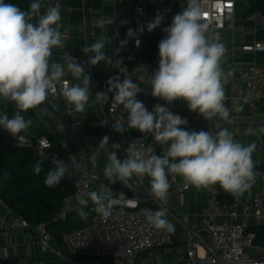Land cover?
Wrapping results in <instances>:
<instances>
[{
  "label": "clouds",
  "instance_id": "1",
  "mask_svg": "<svg viewBox=\"0 0 264 264\" xmlns=\"http://www.w3.org/2000/svg\"><path fill=\"white\" fill-rule=\"evenodd\" d=\"M40 7L39 0H32L28 10L0 0V97L14 102L17 109L11 118L7 114L0 117V127L12 136L32 125V120L21 113L44 103L49 91L66 74L65 65L52 59L53 48L63 47V36L59 30L61 6L48 7L33 23ZM203 15L200 0H187L184 10L175 15L171 25L164 29L166 36L158 44L159 64L151 78V95L167 104L182 99L187 102L189 110L198 112L208 121L214 117L227 121L230 112L225 106V85L233 73L222 67L227 49L220 42L218 33L209 35L210 25L202 21ZM161 20L162 17L157 16L147 25L148 31L159 26ZM127 35L133 37L135 33L129 29ZM126 44L127 39L121 41V47ZM136 44L139 45L138 39ZM104 47V42L97 40L82 49L84 53L91 54L90 65L106 59ZM119 51L118 48L115 53ZM70 60L67 71L76 79L83 76V80L82 84L66 86L63 97L75 112H86L92 95L90 77L74 58L70 57ZM107 85L106 92L95 94L96 100H107L108 93H113L112 102L122 105L128 113L127 127L151 134L155 143L166 146L161 155H156L152 147L146 148L151 155L145 157L144 152L132 143L126 149V158L121 161L117 157L120 145L111 144L113 151L108 153V162L103 169L108 181L115 183L119 180L128 185L134 176L141 179L147 176L151 194L162 203L167 202L169 195V174L181 176L197 190L219 184L224 192L242 196L251 189L255 183L252 159L255 143L243 145L235 141L227 128H221L216 134L185 130L181 126L188 123L187 119L160 104L148 111L145 104L137 99L141 88L128 77L110 76ZM235 110L240 112L243 106ZM113 127L117 132L122 130L118 121ZM108 142L109 137L104 136L99 148L107 151ZM95 159L92 157L93 162ZM52 164L54 167L44 177L47 187L58 186L69 171L61 159L52 158ZM42 171V164L37 162L33 174L39 175ZM111 195L110 189L107 193H90L95 211L103 217L111 214L116 203L109 198ZM80 204L87 206L88 201L81 200ZM77 211L81 218H86L83 207ZM166 214L167 209L161 208L146 219L155 229L174 232L175 227Z\"/></svg>",
  "mask_w": 264,
  "mask_h": 264
},
{
  "label": "built area",
  "instance_id": "2",
  "mask_svg": "<svg viewBox=\"0 0 264 264\" xmlns=\"http://www.w3.org/2000/svg\"><path fill=\"white\" fill-rule=\"evenodd\" d=\"M166 0H117L115 18L118 27L124 32V36L109 39L107 42L113 49L126 51L134 55L143 46L148 33L147 25L154 21L157 16L162 17L161 23L156 29L170 26L176 11L165 6ZM41 5L36 17L42 15V11L48 7L60 5L59 0H39ZM203 17L202 21L210 25L209 35L233 28L236 15V3L234 0H200ZM173 6L185 8L187 0H173ZM172 6V7H173ZM256 33L264 32V13L255 11L248 16ZM132 29L135 36L128 37V30ZM127 39V44L121 47V41ZM139 40L137 46L136 40ZM247 53H264V43H256L252 47L243 49ZM85 69H90L89 58L76 59ZM159 56L150 61H145L135 68H131L127 57L112 56L105 59L106 67L115 72L123 79H132L141 88L137 99L151 97V78L158 69ZM241 83L231 88V93L225 99V105H246L254 108L264 101V68L251 65L239 72ZM69 87V82L61 80L53 90H50L47 99L57 103L65 102V113L72 121L82 120L83 112H75L73 106L68 104L63 97V90ZM106 87L104 86V90ZM113 93L110 96L107 107L102 109L101 118L97 127L104 131L111 139L112 144L117 143L122 150L128 144L135 143L136 147L144 152L145 157L151 155L146 148L152 147L155 154H160V144L148 134L141 133L129 139L127 137V115L122 105L112 102ZM122 125L121 132L114 130V124ZM188 123L198 130L211 126L214 121L206 120L198 112L190 113ZM125 129V130H124ZM54 134L63 137L62 147L67 156L62 158L58 155L48 157L53 146L51 141L42 136L35 141L25 137L21 132L13 136L17 146L25 147L35 152L41 160L52 164V158L63 160L69 171L64 176L75 185V193L63 200L62 207L53 219V224H66L78 214V209L91 214V220L81 228H76L62 235V243L68 253L80 260L71 264H82L81 259L91 260L92 264H147L150 259H144L145 254L171 248L175 240L171 232L155 229L146 219L156 209L166 208L156 198L141 200L128 195L123 189H117L105 183L101 175V165L85 152L73 154L70 151L72 139L67 134L62 122L58 119L52 125ZM264 145L258 147L262 152ZM53 165V164H52ZM54 167V165H53ZM254 171V170H253ZM255 181L262 183L261 189L253 195L250 202L243 200L242 196L230 194L232 203L221 201L219 184L208 187L209 201L203 212L200 229L194 231L182 225L186 232V247L184 253L169 263L149 262L148 264H264V247L256 243V229L264 226V173L254 171ZM136 184V183H135ZM137 185V186H136ZM136 187L147 189L143 185ZM193 185L186 183L175 194L178 204L183 207L186 203V192ZM109 189L115 200L111 214L103 217L95 211V204L90 199V193H107ZM81 200H87V206L81 205ZM150 203V204H148ZM167 209V208H166ZM173 219L174 215L167 210ZM245 219L241 220V219ZM16 231L35 234L40 243L50 249L51 235L47 224L41 223L30 225L23 219L16 224H10L0 220V237L9 236ZM60 255V251L58 252ZM3 261H7L3 259ZM15 264H21L16 262Z\"/></svg>",
  "mask_w": 264,
  "mask_h": 264
},
{
  "label": "crops",
  "instance_id": "3",
  "mask_svg": "<svg viewBox=\"0 0 264 264\" xmlns=\"http://www.w3.org/2000/svg\"><path fill=\"white\" fill-rule=\"evenodd\" d=\"M234 1L236 3V15L233 28L228 27L224 31L216 32L220 36V42L223 43L227 49L226 58L222 62V67L225 71L231 70L233 73L229 78V82L225 85L226 97L230 95L233 85L241 83L239 78V72L241 70L251 65L264 68V53H247L243 50L245 47H252L256 43H264V32L256 33L253 29V24L248 20V16L255 12L257 7L259 8L261 5H264V0ZM59 2L61 6V21L59 22L61 26L59 30L63 36V47L53 48L52 59L55 62H60L65 65L66 74L61 80L69 82V87L75 84H82L83 80V76L76 79L67 71V64L71 62L70 57L81 60L90 58L91 54L84 53L82 49L97 42V40L104 42L105 47L103 51L105 52L106 58L123 56L128 58L131 66L136 65V54L131 55L126 51H119V53L116 54V49H113L107 42L109 39L125 35L124 32L119 29L115 18L117 0H59ZM172 2L173 0H166L165 6L173 8L176 13L184 9L179 6H173ZM45 11L46 9L42 11V15ZM85 73L90 77V92L92 95L90 96L89 106H87L86 112H83L82 120L85 121V124L76 128L78 132L83 134H86L84 133L85 130L90 127L92 130L98 128L97 123L101 118L102 109L107 107L112 93H108L109 99H102L100 101L96 100L95 94L98 92H106L109 77L117 76L115 72L106 67L105 60L97 65H90V69H85ZM104 86L106 87L105 90ZM138 100L145 104L148 111H152L154 105L160 104L168 107L173 114L180 115L182 118L186 119L190 113L194 112L189 110L187 102L182 99L173 101L171 104H167L160 98L147 97ZM5 102L6 100L0 97V105L3 106ZM56 104L65 110V102L59 101ZM225 106L229 109L230 118L225 121L221 120L219 117H215L214 123H221L224 121L247 126L230 127L219 125V127L215 126L211 129L210 132L216 134L221 128H227L233 134L235 141L243 145L255 143L256 149L252 153L254 162L253 170L264 173V149L262 152H258V147L264 145V127L256 128L257 125L264 123V101L258 103L254 108L242 105L243 110L240 112L235 110L238 106ZM35 113L36 117L32 125L24 132H21L25 137L33 141L45 132L53 133L52 125L55 120L58 119L54 114L40 107H38ZM181 127L188 131H200L190 123L182 125ZM101 132L103 133V137L107 136L104 131L101 130ZM138 133V129L129 128L127 137L133 139ZM148 135L153 138L151 134ZM89 136L97 138L93 135ZM111 144L112 141L109 138L108 145L111 147ZM129 145L130 144L125 146L122 150L119 149L117 151V157L121 161L126 158V149ZM164 147L166 146H159V155L162 154ZM82 152H85L91 158L95 156V160L101 165V175L105 183L114 188L122 189L118 181L111 183L105 178L103 169L107 161L97 150L86 146ZM53 155L56 154L51 151L48 153V157H52ZM130 181L134 185H143L145 188L151 189L150 178L147 176L143 179L134 176ZM169 183L168 199L163 205L165 204L164 206L167 210L174 215V218H171L172 220L170 219V222L175 227V231L171 232L175 240V245L171 248L156 250L143 256L144 259H150L153 262L169 263L174 260L179 253H184L186 247V232L182 225L194 231H198L202 224L203 212L209 201L208 188L201 190L191 188L185 194V205L181 207L176 200L175 194L187 182H185L181 176L173 174ZM261 187L262 183L255 181L251 189L242 195L243 200L250 202L253 195L256 194ZM138 188L141 189L139 186ZM230 203H232V199ZM88 215L87 213L86 218H81L79 214H76V218L80 221H84L87 219ZM19 219L20 218L0 200V220H5L10 224H16ZM241 220L245 221L244 218ZM49 232L51 235L50 249L44 247L40 243L39 238L33 233L16 231L9 236H1L0 264H15L16 262H20L21 264H71L73 261H76L77 259L71 256L64 245L59 242V233L55 230H50ZM59 251L60 255H58ZM3 259L7 261H3ZM82 264H92V262L88 263L82 261Z\"/></svg>",
  "mask_w": 264,
  "mask_h": 264
},
{
  "label": "trees",
  "instance_id": "4",
  "mask_svg": "<svg viewBox=\"0 0 264 264\" xmlns=\"http://www.w3.org/2000/svg\"><path fill=\"white\" fill-rule=\"evenodd\" d=\"M32 0H4L5 4H13L20 7L22 10H28ZM184 9L179 10L177 14ZM264 13V5L255 9ZM36 16L33 18V23L37 22ZM164 26L161 29L154 28L151 32L148 31L145 37L143 46L136 53L137 63L131 68H135L145 61H150L158 57V44L161 39L166 36ZM134 58V59H135ZM38 107L29 109L27 112L21 113L26 119H31L32 123L36 117L35 111ZM17 111L14 102L6 100L4 105H0V117L5 114L11 118ZM86 129L84 133L96 136L99 139L103 138V133L99 128ZM46 136L52 143L51 152L64 158L67 152L62 147L63 137L58 134L45 132L39 137ZM38 137V138H39ZM70 151L73 154L82 152L85 145L70 141ZM40 162L44 171L39 175L33 174L34 165ZM53 165L48 161L41 160L37 155L32 156L30 149L17 146L13 136L6 130L0 127V200L5 204L18 218L25 220L30 225L47 224L50 230H55L59 233V242L62 243V235L70 232L73 229L81 228L91 220V214L87 219L80 221L74 215L65 228L61 229V224H53L54 215L60 211L63 200L75 193V185L72 181L63 178L60 184L56 187H47L44 184V177ZM221 191V201L230 203L231 196L229 193L219 186ZM257 234L256 243L264 246V226L255 230ZM77 259V258H76ZM80 260V259H77ZM81 261L92 262L91 260L81 259Z\"/></svg>",
  "mask_w": 264,
  "mask_h": 264
},
{
  "label": "water",
  "instance_id": "5",
  "mask_svg": "<svg viewBox=\"0 0 264 264\" xmlns=\"http://www.w3.org/2000/svg\"><path fill=\"white\" fill-rule=\"evenodd\" d=\"M37 107L45 109L46 111L54 114L62 122L67 134L70 136L72 141H77V142H80V143H82L88 147L94 148L108 162L107 155L109 152L113 151V149H111L110 145L107 146V151L100 149L99 148V144L101 141L100 139L86 135V134H83V133L78 132L76 130L77 127L85 124V121L79 120V121L72 122L68 118V116L66 115L65 110H63L56 103L50 101L49 99H46V101L44 103H42L41 105H39ZM217 124L223 125V126H230V127L247 126V125H240L237 123H227V122L223 121L221 123H213L211 126H208L204 129H202V131H210L215 126H217ZM261 127H264V123L256 126V128H261ZM22 132H24V131H22ZM30 154L32 156H35V152L33 150H30ZM172 175L173 174H169V176H168L169 180L171 179ZM117 181L119 183L120 188H122L128 195L132 196L133 198L141 199V200H147V199L155 198L151 194V189H140V188L136 187L130 180L128 181V185L124 184L123 182H121L119 180H117Z\"/></svg>",
  "mask_w": 264,
  "mask_h": 264
},
{
  "label": "rangeland",
  "instance_id": "6",
  "mask_svg": "<svg viewBox=\"0 0 264 264\" xmlns=\"http://www.w3.org/2000/svg\"><path fill=\"white\" fill-rule=\"evenodd\" d=\"M2 98V97H1ZM165 205V204H164ZM158 209H156V211H157ZM166 218L170 221V219H171V217H170V215L167 213L166 214ZM172 220V219H171ZM60 227H61V229H63V228H65V224H61L60 225ZM63 244V243H62ZM64 245V244H63ZM65 247V246H64Z\"/></svg>",
  "mask_w": 264,
  "mask_h": 264
}]
</instances>
